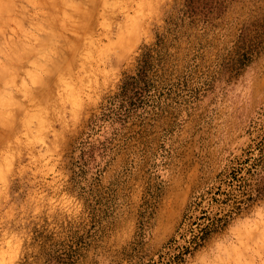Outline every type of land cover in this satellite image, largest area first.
<instances>
[{
    "label": "rangeland",
    "instance_id": "obj_1",
    "mask_svg": "<svg viewBox=\"0 0 264 264\" xmlns=\"http://www.w3.org/2000/svg\"><path fill=\"white\" fill-rule=\"evenodd\" d=\"M32 1L0 0V78L56 34L0 79V264H264V0Z\"/></svg>",
    "mask_w": 264,
    "mask_h": 264
},
{
    "label": "bare ground",
    "instance_id": "obj_2",
    "mask_svg": "<svg viewBox=\"0 0 264 264\" xmlns=\"http://www.w3.org/2000/svg\"><path fill=\"white\" fill-rule=\"evenodd\" d=\"M30 1H31V0H30ZM33 1H34V0H33ZM33 1H32V2H33ZM4 2H5V1H4ZM62 2H63V1H62ZM62 2H61V4H62ZM68 2H71V0H70V1L68 0ZM68 2H66V5H67ZM78 2H80L81 5L83 6V4H82L83 2H81V1H79V0L76 1V2L74 1V3H78ZM9 3H10V2H8V4H9ZM64 3H65V0H64ZM64 3H63V5H64ZM80 3H78V4L80 5ZM10 6H11V5H10ZM67 6H69V5H67ZM62 7H64V6H62ZM69 7H70V6H69ZM76 7L79 9V7H78L77 4H76ZM76 7H75L76 10L74 9V6H73V9H74V10L72 9V7H70V10H69V8H67V11H68V10H69L70 12L77 11L78 9H77ZM82 8H83V7H82ZM5 9H10V7L8 6V8H7V5H6V4H5V5L0 4V14H2V13L4 12ZM71 9H72V11H71ZM79 10L82 12V9H79ZM79 10H78V11H79ZM63 11H64V9L62 8V14H63V15L71 16V15H69L70 12L67 14L66 12L63 13ZM65 11H66V10H65ZM78 11H77V12H78ZM5 12H6V10H5ZM9 12H10V11H9ZM9 12H8V13H9ZM48 12H49V11H48ZM77 12H76V13H77ZM49 13H50V12H49ZM76 13H75V14H76ZM82 13H83V12H82ZM2 15H3V14H2ZM25 15H26V14L23 15L24 18L27 17V16H25ZM51 15H53V13L50 14L48 17H52ZM76 15H77V14H76ZM16 16H17V15H16ZM23 16H21V17L23 18ZM28 16H29V15H28ZM17 17H18V16H17ZM0 18H1V17H0ZM13 18H14V17H13ZM13 18H12V19H13ZM1 19H2V18H1ZM9 19H10V18H9ZM12 19H11V20H12ZM17 19H18V21H19V17H18ZM27 19H28V18H27ZM27 19H26V21H27ZM8 21H9V20H8ZM12 21H13V20H12ZM16 21H17V20H16ZM21 21H22V20L20 19L19 24H21V26H20V25H17V27H18V26L20 27L19 29H21V28H22V29L25 28V27H22L24 24H23ZM0 22L3 23L4 20H3V21H0ZM20 22H21V23H20ZM1 23H0V24H1ZM14 23H16V22H14ZM27 23H28V22H27ZM16 24H17V23H16ZM28 24H29V23H28ZM39 24H40V23H39ZM39 24H38V25H39ZM41 24H42V23H41ZM2 25H3V24H2ZM4 25H5V23H4ZM30 25H31V24H30ZM44 25H45V24H44ZM47 25H48V24H47ZM17 27H16V28H17ZM33 27H34V26H33ZM42 27H44L43 24H42V26L40 25V27H38V26L36 27V28H37V29H36V30H37V33H41V34L43 33L42 31H44V28H42ZM47 28H48V27H47ZM45 30H48V29L45 28ZM19 31L22 32V30H19ZM23 31H24V30H23ZM30 31H31V29H30V28H27V29L24 31V33H21V32H20V33L22 34V37H23V34H24V37H26V38L28 37L27 39H29V36H32V35H30V34H31ZM32 32H33V31H32ZM48 32H52V31H51V30H48ZM37 33L34 35V38H37V39H38V37L40 36V34L37 35ZM54 33H56V32H54ZM57 33H58V34H61V32L59 33V31H58ZM17 34H18V33H17ZM58 34H57V36H58ZM55 35H56V34H55ZM55 35H49V34L47 33L48 38H46L45 40H42L43 37H42V39L39 37V40H37V43H36L35 45H32V46H31V44L26 45L27 43H25V42H26L25 39H21V40H19L18 42L14 41V44H13V46L11 47V48H12L11 54L8 53V54L10 55V56H9V55H8V56L11 57V58H9V63H8L7 61H5V65L2 67V70H3V72H4V74L2 75L3 77L0 78L1 81H2V86H3L2 88H4V89L7 88V89H8V88H9L8 86H9L10 84H12V85L14 84L13 81H14L15 78H16V77L14 78V76L16 75L17 70L20 69V68H19V69H14V68H16V65H14V67H13V66L11 65V63H13V62H15V63H19L20 61H21V62L23 61L22 63H24V62H25V63H29V62H31V60H32V59L30 58V57H32L31 54H33V53L35 54V51H36V53H37L36 56H37V55H39L40 53H43L44 50L46 51L47 49H45V48H50L51 46L48 47V44H49V43H48V40H47V39H51V38H52L53 36H55ZM49 36H50V38H49ZM57 36H56V37H57ZM60 36H62V35H60ZM53 38H55V37H53ZM53 38H52V39H53ZM57 38L59 39L60 37H57ZM31 40H32V38H31ZM46 40H47V41H46ZM54 40H56V38H55ZM54 40H53L52 43H54ZM24 41H25V42H24ZM50 41H51V40H49V42H50ZM9 42H12V41H9ZM15 42H16V43H15ZM34 42H36V41H34ZM55 42H58V41H55ZM12 43H13V42H12ZM31 43H32V42H31ZM47 43H48V44H47ZM52 43H50L49 45H51ZM58 43H59V42H58ZM8 44H9V43H8ZM11 45H12V44H11ZM45 45H47V47H45ZM53 45H54V44H53ZM58 45H59V44H58ZM8 46H9V45H8ZM52 47H53V46H52ZM9 49H10V47H9ZM51 49H52V48H51ZM49 50H50V49H49ZM37 51H38V52H37ZM41 51H42V52H41ZM47 51H48V50H47ZM50 51H51V50H50ZM50 51H48V52H50ZM2 53H3V52H2ZM46 53H47V52H46ZM44 54H45V53H44ZM44 54H43V55H44ZM4 55H6V54H4ZM41 55H42V54H40V56H38V57H41ZM43 55H42V57H43ZM36 56H35V58L33 59V61L37 63V67H41V68H42V67L44 66V67L46 68V67H47V64H46V63H47V62H45V65H46V66H45V65H42L44 62H43V63H38L37 61H41V60H36V61H35ZM39 59H40V58H39ZM7 60H8V58H7ZM33 61H32V62H33ZM21 62H20V64H21ZM32 64H33V63H32ZM1 65H2V64H1ZM22 65H24V64H21V67H22ZM25 65H27V64H25ZM48 66H49V65H48ZM10 67H12L13 69L11 68V69H12V70H11ZM23 67H24V66H23ZM29 68H30V67H29ZM31 68H32V66H31ZM48 68H50V67H47V70H49ZM34 69H35V66H34ZM37 69H38V68H37ZM35 70H36V69H35ZM35 70H33V71H35ZM39 70H40V69H39ZM42 70H43V68H42ZM7 71H8V72L11 71L10 74L6 75ZM20 71H21V70H20ZM26 71H27V69H26ZM3 72H2V73H3ZM42 72H43V71H42ZM44 72H45V69H44ZM46 72H47V71H46ZM27 73H28L29 75L32 74V77H30V78H33V73H34V72L32 73L31 71H28ZM35 73H36V72H35ZM37 73H39V72H37ZM37 73H36V74H37ZM17 74H18V73H17ZM4 75H5V76H4ZM18 75H20V74H18ZM37 75H38V74H37ZM37 75H35V76H36V77H39V75H38V76H37ZM40 75H41V74H40ZM0 76H1V74H0ZM16 76H17V75H16ZM25 77H27V76H25ZM25 77H24V78H25ZM36 77L33 78V80L38 79V78H36ZM13 78H14V79H13ZM24 78H23V79H24ZM16 79H17V78H16ZM28 79H29V78H28ZM29 80H31V79H29ZM1 81H0V82H1ZM31 81H32V80H31ZM14 82H15V81H14ZM23 82H24V81H23ZM25 82H26V81H25ZM28 82H29V81H28ZM34 82H35V81H34ZM21 83H22V82H21ZM31 83H32V82H31ZM35 83H36V82H35ZM17 85H18V84H17ZM32 85H33V84H32ZM34 85H35V84H34ZM14 86H16V84H14ZM25 86H26V84H25ZM0 87H1V85H0ZM11 87H12V86H11ZM11 87H10V88H11ZM21 87H22V84H21ZM21 87H20V88H21ZM28 87H29V86H28ZM16 89H17V87H16ZM5 90H6V89H5ZM5 90H4V91H5ZM8 90H9V89H8ZM8 90H7V91H8ZM20 90H21V89H20ZM24 90H26L25 93L27 94V91H28V90H27V87H24V88L22 89V92H23ZM29 91H30V90H29ZM29 91H28V92H29ZM8 92H9V91H8ZM10 92H11V89H10ZM10 92H9V93H10ZM46 92H48V91H46ZM3 93H4V92H3ZM3 93H2V95H3ZM11 93H12V92H11ZM23 95H24V94H23ZM30 95H31V94H30ZM8 96H9V94H8L7 92H5V93H4V97H3V96H2V97H3V99H4L5 97L7 98ZM10 96H11V95H10ZM10 96H9V97H10ZM12 96H13V95H12ZM12 96H11V97H12ZM25 96H26V95H25ZM19 97H20V96H19ZM19 97H17V98L19 99ZM13 98L15 99L14 96L12 97V99H13ZM17 98H16V99H17ZM25 98H26V97H25ZM12 99L9 100V103H10V101H12ZM18 99H17V100H18ZM30 100H31V99H30ZM0 101H1V100H0ZM18 101H19V100H18ZM18 101H17V103L20 104L21 102H18ZM27 101H28V100H27ZM31 101H32V100H31ZM31 101H30V102H31ZM2 102H3V101H1L0 105H1V104H2V105H3V104H4V105H5V104H8V103H7L8 100H7V101L4 100V102H6V103H4V102L2 103ZM14 102H15V101H12V102L10 103L11 106H12V105H17V104H13ZM15 103H16V102H15ZM24 104H25V103H24ZM18 106H19V105H18ZM27 106H28V105H27ZM1 107H3V106H1ZM8 107H9V104H8ZM6 109H7V105H6ZM8 109H9V108H8ZM11 110H12V109H11ZM3 111H5V108H3ZM6 111H7V110H6ZM11 112H12V114H13V111H11ZM8 113H9V112H8ZM8 113H7L5 116H4V115H1V116H4V117H2V119L0 118V119H1L0 122H1L2 120L4 121V119H5V121H7V120H6V118L8 117L7 115L10 116V114H8ZM29 114H30V113H29ZM29 114H28V115H29ZM6 116H7V117H6ZM11 117H12V116H11ZM7 119H8V118H7ZM5 121H4V122H5ZM8 121H9V120H8Z\"/></svg>",
    "mask_w": 264,
    "mask_h": 264
}]
</instances>
